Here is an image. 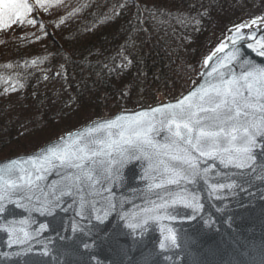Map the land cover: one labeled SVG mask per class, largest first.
<instances>
[{"label":"trees","instance_id":"16d2710c","mask_svg":"<svg viewBox=\"0 0 264 264\" xmlns=\"http://www.w3.org/2000/svg\"><path fill=\"white\" fill-rule=\"evenodd\" d=\"M66 1L71 4L50 18L47 37L0 57V160L32 153L91 121L181 97L204 58L263 3ZM148 9L170 15L156 12L154 19ZM123 57L133 63L121 70ZM20 94L21 110L30 109L31 118L9 128L12 102Z\"/></svg>","mask_w":264,"mask_h":264},{"label":"snow or ice","instance_id":"6c2138e0","mask_svg":"<svg viewBox=\"0 0 264 264\" xmlns=\"http://www.w3.org/2000/svg\"><path fill=\"white\" fill-rule=\"evenodd\" d=\"M47 2L36 0V4L45 10ZM34 6H30L28 0H0V27H10L30 13ZM148 11L154 19H157L156 12H160L161 16L170 15L159 9ZM198 15L202 18L204 14ZM184 19L188 18H178L181 23ZM190 19L199 23L197 17ZM28 22L36 23L35 20ZM255 22L253 20L252 23ZM243 27L250 25L236 26V32L229 38L233 49L226 56L228 64L225 67L228 71L213 68L208 73L212 80L206 81L200 89L190 92L175 104L93 122L86 134L78 132L73 136L69 133L60 138L59 146H51L44 155L33 157V160L43 163L34 164L32 169H20L21 174L15 179L12 178V169H0V214L6 211L5 202H12V196L18 195L29 203L35 202L37 212L55 215V209L62 207L60 201L65 196L72 197L73 193L80 198L78 207L81 211L78 214H82L87 210L88 196L110 193L112 189L107 185L111 183L114 186L120 170L130 161L143 159L147 162V177L152 181L148 184L150 195L145 197L148 206L131 216L134 222L128 223V227L143 231L150 220L160 219L177 204L191 208L193 214L189 218L195 219V213L200 212L204 205L194 193L188 191L187 185L194 184L198 178L208 177L210 173L215 174L216 164L208 165L209 161H218L225 167H235L241 171L254 170L258 166L256 151L264 154V67L249 64L239 76L233 75L229 67L233 61H244L243 53L236 47ZM226 47L228 44L221 42L204 59V64L212 61L216 53L224 52ZM248 47L252 48L253 45L250 43ZM259 54L264 55V48L259 50ZM123 61L118 66L121 70L133 63L127 57H123ZM104 67L108 68V65ZM108 70L113 72L116 69ZM121 94L127 95L126 92ZM257 112L261 114L259 123L255 120ZM165 129V142L160 143L155 137ZM56 167L69 170L63 177L64 183L45 192L40 187V181ZM258 175L264 180V167L259 168ZM169 186L181 190L173 191ZM236 186L235 182L219 181L209 185L211 193ZM151 195L156 199H151ZM105 199V206L95 216L101 223L118 207L114 200ZM17 206L23 207V203ZM81 218L86 217L82 215ZM121 219L128 220L129 217L122 213ZM45 227L41 225V229ZM5 231L10 238L16 234L15 245L35 239L23 228L9 227ZM169 238L176 245L175 233ZM160 246L163 248L164 244ZM36 254L45 256L49 253L47 248L42 247ZM3 255L7 257L9 254Z\"/></svg>","mask_w":264,"mask_h":264},{"label":"water","instance_id":"95a60500","mask_svg":"<svg viewBox=\"0 0 264 264\" xmlns=\"http://www.w3.org/2000/svg\"><path fill=\"white\" fill-rule=\"evenodd\" d=\"M235 32H229L224 42L228 47L203 65L196 84L181 98L118 113L110 119L117 115L150 111L164 104H175L190 92L200 89L206 81L212 80L208 73L213 68L227 72L226 56L233 49L229 38ZM241 33L236 47L243 53L244 61H233L229 65L232 74L237 76L249 64L264 67V55L259 54V50L264 48V26L252 30L243 27ZM250 43L252 48L248 47ZM260 116L259 112L255 114L257 123ZM93 122L71 134H86ZM166 135L165 129L155 139L164 143ZM59 141L60 138L33 153L2 160L0 169H12V178L15 179L21 174L20 169H32L34 164L43 163L33 160V157L44 155L51 146H59ZM255 155L258 166L254 170L241 171L235 167H225L218 161H209L208 165L216 164L215 174L210 173L208 177L198 178L194 184L187 185L188 191L194 193L204 205L200 212L195 213L196 218H189L193 214L191 208L177 204L160 219L150 220L143 231L128 227V223L134 222L131 216L148 206L145 197L150 195L148 184L152 181L147 177V162L143 159L130 161L120 170L114 186L111 183L107 185L112 189L110 193L88 196L87 210L82 214H78L81 211L78 207L80 198L75 193L60 201L62 207L55 209V215L41 214L35 210L38 206L35 202L29 203L27 199L13 195L12 202H5L6 211L0 214V264H264V180L258 175L259 168L264 167V154L257 150ZM68 171L60 167L52 168L40 181L41 189L47 192L62 185ZM214 181L235 182L237 186L211 193L209 185ZM169 187L173 191L181 190L175 186ZM105 198L114 200L118 207L101 223L95 216L105 206ZM151 199L156 197L151 195ZM21 203L23 207H18ZM122 213H126L129 219H121ZM82 215L86 218H81ZM43 223L46 227L41 229L39 225ZM9 227L23 228L35 239L15 245L16 234L10 238L5 231ZM173 233L176 235V245L169 238ZM19 235L22 239V233ZM161 244H164L163 248ZM42 247L47 248L48 255L36 254ZM4 253L9 255L6 257Z\"/></svg>","mask_w":264,"mask_h":264},{"label":"rangeland","instance_id":"374dc122","mask_svg":"<svg viewBox=\"0 0 264 264\" xmlns=\"http://www.w3.org/2000/svg\"><path fill=\"white\" fill-rule=\"evenodd\" d=\"M63 1H65V0H48L47 5H46L47 10H45V8H41L38 4H36V0H28V3L30 6L35 5L32 8V11L30 13H27L25 15V17H23L21 20L12 23L10 27H7V28L0 27V57L3 56L4 58H6L8 56V53L13 48H17V47H20L22 45L30 44V43L35 42L36 40H39V39L42 40L44 37H47L48 36L47 30H48V26H49V20L51 17L52 18L54 17L53 13L63 9L66 5L71 4V2H69V1H66V2H63ZM71 1L74 2L75 0H71ZM262 2H263L262 4L258 5V7H256L254 10H251L249 12L248 18L241 24V25H243L245 23H252L253 20L259 22L258 24H253L250 27H248V30H252L258 26H260V27L264 26V0ZM29 20H35L36 23H34V24L29 23L28 22ZM39 20H41V22ZM46 21H47L48 25L46 24ZM238 26H240V25H238ZM230 30L231 31L236 30V27H234ZM230 30L227 32V35L229 34ZM45 42H46V40H45ZM215 49L213 50V52L215 51ZM212 53H210L209 55H211ZM209 55H207V56H209ZM203 65H204V60L201 63L200 68L197 71V74L193 77L192 84L190 85V87L187 89V91L183 95H185L196 84V80L199 78V72L201 71ZM181 97H179V98H181ZM179 98H177V99H179ZM177 99H175V100H177ZM22 101H23V95L20 94L19 99L15 100V102H12L13 103L12 108H15V109H13L9 113V118L6 121V124L9 128L11 126H16V127L19 126L20 127L25 120H28L31 118L30 109L21 110V108L25 107V104ZM172 101H174V100H172ZM167 102H170V101H167ZM162 103H165V101L160 102L158 104H162ZM141 108H139V109H141ZM135 110H133V111H135ZM123 112H130V111H123ZM118 113H122V112H117L114 115H116ZM112 117H110V118H112ZM110 118H107V119H110ZM100 120H105V119H100ZM94 121H97V120H94ZM91 122H93V121H91ZM91 122H89V123H91ZM89 123H87V124H89ZM86 125H84V126H86ZM84 126H82V127H84ZM82 127H80V128H82ZM74 131H76V130H74ZM74 131H72V132H74ZM72 132H70V133H72ZM66 134H68V133H66ZM66 134H63V136ZM57 139H59V138H57ZM57 139H54V140H57ZM54 140H52V141H54ZM52 141H50V142H52ZM48 143H46V144H48ZM46 144H44L43 146H45ZM43 146H41V148ZM28 154H30V153H28ZM21 155H26V154H21ZM16 156H20V155H15L13 157H16ZM13 157H11V158H13ZM6 159H9V158H6ZM6 159H3V160H6ZM0 161H2V160H0Z\"/></svg>","mask_w":264,"mask_h":264},{"label":"bare ground","instance_id":"6f19581e","mask_svg":"<svg viewBox=\"0 0 264 264\" xmlns=\"http://www.w3.org/2000/svg\"><path fill=\"white\" fill-rule=\"evenodd\" d=\"M41 225H45V223H43V224H40L39 226L41 227Z\"/></svg>","mask_w":264,"mask_h":264}]
</instances>
